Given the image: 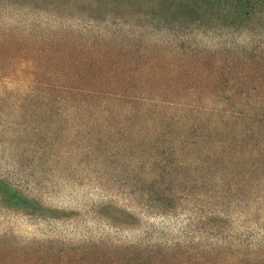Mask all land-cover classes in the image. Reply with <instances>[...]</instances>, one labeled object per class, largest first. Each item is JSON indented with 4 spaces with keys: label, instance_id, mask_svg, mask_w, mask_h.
Instances as JSON below:
<instances>
[{
    "label": "rangeland",
    "instance_id": "rangeland-1",
    "mask_svg": "<svg viewBox=\"0 0 264 264\" xmlns=\"http://www.w3.org/2000/svg\"><path fill=\"white\" fill-rule=\"evenodd\" d=\"M240 1L245 11L255 0ZM214 9L205 8L207 15L186 16L188 26L175 30L174 36L165 34L170 37L166 40L151 37L169 40L164 44L177 51L179 56L168 68L176 69L183 59L193 64L197 53L204 52L210 62L233 59L241 70L243 59L264 55L263 15L245 22L243 14L236 20ZM88 11L92 15L63 11L56 4L48 7L42 0H0V41L22 43L20 52L25 43L45 47V37L69 34L76 35L89 52V45L107 40L112 28L105 25V15L97 17L92 8ZM90 16L97 21H89ZM61 44L68 47L67 42ZM187 46L197 52L193 57L180 55ZM12 57L6 51L0 58V182L21 198L52 211L30 215L27 204L21 207L3 200L0 188V260L13 257V264H20L24 257L30 264H125L122 259L128 250H134L129 257L158 256L157 252L183 253L184 257L211 253L241 257L257 252L254 257H264V174L254 180L253 187L249 179H243L244 164L223 184H218L214 169L199 176L202 155L190 151L196 131L188 129L191 132L183 134L180 128H187L184 110L189 124L195 117L215 121L204 111L207 101H212L206 94L174 90L167 98L174 105L161 101V94L153 95L147 100L153 101L151 105L140 102L141 113L136 115L129 111L71 113L62 106L55 111L25 108L22 101L42 108L44 101L53 100H47L44 92L32 97L30 81L21 73L29 75L32 69ZM162 59L168 62L163 54ZM245 84L240 90L251 85ZM152 87L155 93L162 91ZM223 89L225 93L216 101L229 98L226 91L231 85ZM260 96L252 87L248 96L236 101H263ZM151 106L162 109L157 112ZM213 153L218 149L213 148Z\"/></svg>",
    "mask_w": 264,
    "mask_h": 264
},
{
    "label": "trees",
    "instance_id": "trees-1",
    "mask_svg": "<svg viewBox=\"0 0 264 264\" xmlns=\"http://www.w3.org/2000/svg\"><path fill=\"white\" fill-rule=\"evenodd\" d=\"M42 2L48 7L56 4L63 11L77 10L84 16L92 15V12L88 11L92 8L97 17L104 15L107 17L104 21L107 22L105 25L112 30L110 37H105L108 41L103 39L97 40L94 45L90 44L89 52L85 51L84 46L78 42L76 35L69 34L45 37L43 41L45 47H39L34 42H30L29 45L25 43L26 46L20 52L18 47H23L22 43L14 44L8 38L0 41V58L3 52L7 51L13 56V61L20 63L24 61L28 67H31L32 72L29 75L27 72L21 73L30 81L28 88L32 97L44 92L47 100H53L44 101L47 103L42 105V108L32 105L33 101H29V106L28 101H22L25 108L37 107L55 111L61 110L58 107L62 106L71 113L110 115L129 111L130 114L136 115L141 113L138 107L140 102L151 99L153 95L161 94L158 97L163 98L161 101L174 105L175 102L167 99L175 93L174 90L192 91L194 94L200 91L212 100L207 101L208 107L204 111H209L206 115L213 116L215 121L195 117L193 124H189L190 116L187 110H184L183 117L187 121V128L180 126L183 134L196 131L191 140L193 147L190 151L202 155L201 163H198L202 167V171H197L199 176H207L210 170L214 169L219 174L218 184H221L227 178L235 177L237 170L244 164L246 173L243 174V179L245 181L249 179L247 182L253 187L256 182L254 180L264 174L262 149L264 147V55L243 59L244 66L240 70L233 59L230 61L232 63H227V59H213L210 62L204 52L197 53L192 51L193 47L187 46L188 49L180 55L186 58L193 57V53H197L198 60L192 64L188 63L187 59H183V63L177 65L176 69H170L168 65L173 66L174 57L179 56L176 54L177 51L169 44H164L169 43V40L166 42L151 38L157 36L166 40L165 34L174 36L175 30L185 29L188 26L186 16L207 15L209 11L204 9L208 7L222 11L224 14L228 13L236 20L243 14L245 22H250L258 14L264 17V0H255L251 6L246 7L245 11H241L244 7L240 0H42ZM82 4L83 8L80 6ZM261 7L263 8L258 9ZM180 13L184 15L182 19H179ZM88 18L91 22L97 21L93 16ZM237 23L235 22L236 25L239 24ZM242 25L244 24H240ZM147 32H152L150 37L145 35ZM64 42H67L65 45L68 47L62 46L61 43ZM162 54L167 56L168 62L162 59ZM188 67H192L191 70H185ZM190 82L194 83L189 85ZM249 82L251 85L247 89L240 90ZM156 85L162 91L157 90L155 93L156 89L152 86L156 88ZM225 85H231V89L226 91L229 98L227 101H216L221 93H225L223 89ZM252 87L260 91V98L263 101H236L237 98L248 96ZM238 91L241 94H238ZM152 102L147 101L149 105ZM151 107L157 112L162 109V106ZM185 107L192 109L191 106L185 105ZM188 129L191 131L187 132ZM177 142L182 143L181 140ZM213 148L218 149V153H213ZM222 149H226L227 152L221 154L219 151ZM206 165L210 167L204 169ZM0 188L4 189L3 200L17 202L21 207L27 204L30 215H43L52 211L36 201L21 198L2 182ZM131 251L128 250L127 257H123V263L264 264V257H254L258 255L257 252L241 257L232 255L214 257L213 253L208 257H184L183 253H177L175 256L160 252H157L158 256L146 254L145 257H129L134 252ZM0 264H13V257L1 259ZM20 264L30 263L23 257Z\"/></svg>",
    "mask_w": 264,
    "mask_h": 264
}]
</instances>
